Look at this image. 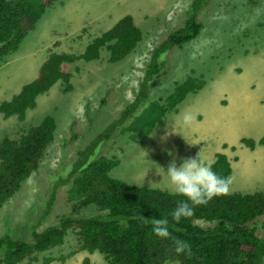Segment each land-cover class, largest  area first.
Returning a JSON list of instances; mask_svg holds the SVG:
<instances>
[{"label": "rangeland", "instance_id": "obj_1", "mask_svg": "<svg viewBox=\"0 0 264 264\" xmlns=\"http://www.w3.org/2000/svg\"><path fill=\"white\" fill-rule=\"evenodd\" d=\"M192 3L193 0L55 2L23 39L21 50L0 61L1 103L39 75L43 62L38 65L30 57L21 56L26 51L50 42L52 51L47 59L69 43L71 56L77 57L87 44L126 14L132 16L142 33L133 51L116 63L109 62L107 52L101 48L96 57L75 59L74 64L70 57L63 62L61 71L69 75L60 76L47 91L38 94L23 120L0 112V141L38 125L47 115L56 126L38 169L0 206V236L8 233L30 242L32 232L56 224L62 214L70 213V184L55 185L71 170L79 156L77 151L87 146L88 151L92 150L89 159L117 156L119 164L110 175L128 184L172 193L166 170L173 159L179 164L198 155L212 164L222 154L231 168L227 194L264 190V145L257 143L252 148L243 141L257 142L264 137V0L200 1L197 18L203 27L189 42L159 56L164 73L148 80L146 95L134 115L138 117L150 102L161 105L176 83L191 79L190 91L183 101L165 114L159 108L145 110L141 117L148 123L161 118L149 134L142 132L139 120L135 123L131 118L118 125L108 138L97 141L105 126L120 117V110L134 102L151 53L183 25ZM185 117L190 118L188 122ZM51 199V209L44 215ZM93 212L105 213L88 205L79 214L88 216ZM257 218L264 223V213ZM195 221L205 227L213 225ZM255 233L264 238V225H259ZM77 247L75 237L68 236L63 246L47 252L53 258L50 264H81L86 257L90 264L107 263L104 253ZM18 264L40 263L26 260Z\"/></svg>", "mask_w": 264, "mask_h": 264}, {"label": "trees", "instance_id": "obj_2", "mask_svg": "<svg viewBox=\"0 0 264 264\" xmlns=\"http://www.w3.org/2000/svg\"><path fill=\"white\" fill-rule=\"evenodd\" d=\"M57 1L0 0V61L19 49L26 35L35 29L40 17ZM200 1L204 0H193L183 25L172 31L153 50L134 102L125 105L120 117L99 134L97 141L108 138L115 124L127 118H134L135 123L139 120L142 132L149 134L155 122L161 121V118L148 123L142 118L145 110L159 108L162 114L173 111L190 91L191 79L176 83L164 103L155 106L150 102L138 117L134 115L144 100L148 80L164 73V62L159 61V56L174 46L181 47L189 42L203 27L197 18ZM141 38L140 29L134 25L132 16L126 14L108 31L87 44L83 54L77 57L66 53L49 54L40 67L38 77L24 84L9 101H2L0 112L5 117L16 115L23 120L27 108L34 105L38 94L49 89L60 76L69 75L61 71V64L70 57L72 61L96 57L99 49L105 47L108 61L116 63L131 53ZM109 39L111 43L107 44ZM55 127L54 119L47 115L38 125L29 126L0 141V206L38 168L53 139ZM243 141L252 148L257 143L264 145V137L257 142L251 139ZM85 149L87 155L92 151H88V146ZM77 152L79 156L71 170L55 185L57 188L70 184L67 197L71 202V212L62 214L56 224L48 225L40 232H32L30 242L21 237L13 238L8 233L0 236V264L23 263L28 257L38 262L34 253L63 246L71 235L76 239L77 248L103 252L106 264H164L167 261L178 264H264V238L255 233L259 225H264L257 218L264 213V190L216 196L206 205L196 207L192 217L182 219L177 225L171 221L170 214L183 197L157 188L128 184L112 177L111 170L119 164V158L115 155H99L92 159L89 156L87 159L84 152ZM211 166L217 175L228 182L231 168L225 155H218ZM52 202L53 199L47 203L44 215L49 213ZM88 205H94L98 211L105 213L93 212L81 216L80 211ZM166 216L170 220L171 235L160 238L152 232L151 224L145 223V218ZM195 219L212 222L213 225L205 227ZM68 231L73 233L66 237ZM176 239L187 241L191 246L190 253L177 254ZM52 260L45 257L42 264H49ZM82 264L90 263L85 259Z\"/></svg>", "mask_w": 264, "mask_h": 264}, {"label": "clouds", "instance_id": "obj_3", "mask_svg": "<svg viewBox=\"0 0 264 264\" xmlns=\"http://www.w3.org/2000/svg\"><path fill=\"white\" fill-rule=\"evenodd\" d=\"M60 2H62V0L57 1V3H60ZM132 20H133V18H132ZM133 23H134V20H133ZM134 25L137 26L136 24H134ZM101 49H104L107 52L105 47H102ZM58 53H66V54L71 55V51H69V52H58ZM106 56H107V60H108V52H107ZM74 62H75V60L72 61L73 64H74ZM129 119L130 118H127L126 120H124L120 123L117 122L115 124L114 130L118 125H120L121 123H124L125 121H127ZM189 119H190L189 117H185V122H188ZM108 125H106L105 128ZM114 130L112 132H114ZM85 148L81 149L80 151L84 152L85 155L88 157V155L86 153L87 151ZM42 159H43V157H42ZM42 159H41V161H42ZM41 161H40L39 165L41 164ZM39 165H38V167H39ZM35 171H33V172H35ZM166 173L168 176L169 184L171 185L172 194L184 198V199H181L179 201L176 208L170 214L171 215V221L177 225L181 222L182 219H187V218L192 217L194 215V211H195L196 207L201 206V205H206L214 197L219 196L221 194H224L228 190L227 189V183L228 182L224 178H222L221 176L217 175V173L213 171L211 164L203 161L201 158L198 157V155L195 157L185 158L179 164H177L176 160L173 159L170 162V164L168 165ZM59 186H61V185H59ZM96 210H98V209H96ZM145 223L146 224L150 223L152 226V232L160 238H168L171 235V233L169 231L170 220L167 216L163 217V218H151V219L145 218ZM38 232H40V231H38ZM69 233H73V232L68 231L66 237L68 236ZM67 239H68V237H67ZM65 242H66V240H65ZM50 249L34 253V255H36L37 260L40 264H42L45 257H50V255H48V253H47ZM76 250H77V248L75 249V251ZM75 251H73L71 254H73ZM94 251H96V249L93 251H89V252L92 253ZM97 251H99V250H97ZM190 251H191V246L187 241H183V240H179V239L175 240V252L177 254L190 253ZM43 253H44V255L41 256ZM104 256H105V254H104ZM85 259H88V258L87 257L84 258L83 261ZM26 260L28 262H35V260H31L29 257ZM83 261H82V263H83ZM88 261L90 263L89 259H88Z\"/></svg>", "mask_w": 264, "mask_h": 264}, {"label": "crops", "instance_id": "obj_4", "mask_svg": "<svg viewBox=\"0 0 264 264\" xmlns=\"http://www.w3.org/2000/svg\"><path fill=\"white\" fill-rule=\"evenodd\" d=\"M20 46H21V44H20ZM19 49L21 50L20 47H19ZM17 51H16V54L19 52V51L18 52ZM51 51H52V44L50 42H47L46 44H43L42 47L35 48L32 51H30V52H27L26 51V53L23 54V55H21V56L30 57L31 58V61H33L35 63L38 62V65H39L40 63H42V62L45 61L47 54L49 52H51ZM69 51H71V44H69V43L68 44H65V45H62L57 50V52H69Z\"/></svg>", "mask_w": 264, "mask_h": 264}]
</instances>
